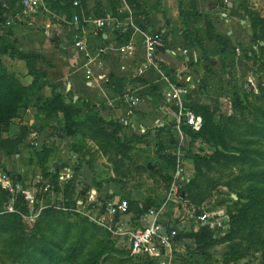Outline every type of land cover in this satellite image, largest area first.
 I'll use <instances>...</instances> for the list:
<instances>
[{"label":"trees","instance_id":"1","mask_svg":"<svg viewBox=\"0 0 264 264\" xmlns=\"http://www.w3.org/2000/svg\"><path fill=\"white\" fill-rule=\"evenodd\" d=\"M74 1L48 0V6L60 17L65 16L67 20H73L75 14L81 15L80 6H75ZM80 1L82 4L86 3V0ZM108 1L107 10H103V7L98 9L99 17L106 13H117L119 0ZM5 2L7 7H4L0 0V25L5 21L7 14H11L16 19L21 11L19 0H5ZM132 5L136 23L143 27L144 14L137 15L134 0ZM242 9L250 16L252 40L257 42L259 49V60L256 63L264 71V17L245 3ZM185 16L183 28L185 44L203 47L204 39L195 27L194 20L204 17L208 38L217 42L221 53L230 50L228 40L217 31L216 25L208 15L198 12L195 1H192L191 9ZM80 24H84L82 19ZM103 33L104 29H100L97 33L101 41L105 40ZM133 33V30L125 33L116 31L118 47L128 43ZM252 52L255 53L254 50ZM0 54L24 60L28 74L33 76L32 83L25 85L14 72H10L0 63L1 132H8L13 120L20 115L21 109L30 106L33 90L39 91L50 85L52 96L46 98L39 109L46 112L49 117L62 113V132L72 140L71 148H78V143L73 139L82 135L95 142L102 153L113 152L116 174L121 170L120 166L124 164V159L130 158L128 153L133 149V145L143 143L145 138H148L145 134L123 138L121 135V131L125 128L123 123L106 120L94 109L89 99L75 100L71 91L67 94L60 92L58 84L49 81L48 71L40 65V63H48L40 52L19 50L14 43H6L4 36L0 34ZM168 74L175 79L172 71L168 70ZM124 80L122 76L112 75L108 85L115 92L123 95L126 90ZM133 80L146 83L142 76L130 79ZM258 87L257 102L247 99V96L243 99L240 95H236L233 100L234 113L220 119L214 115L208 105L194 102L191 95L187 97L186 107L202 116L203 125L199 131L187 126L186 134L190 140L204 143L208 152L205 148H200L196 152L190 148L187 150L188 156L193 159L195 173L183 186L186 192L185 200L201 207L204 201L212 196V191L221 185L226 186L236 197L224 204L226 209L224 214L228 215V220H222V225L227 226L228 229L219 240H217V226L212 227L202 221L198 230H184L174 237V242L194 240L204 254L219 242L227 243V251L224 253V261L227 264H242L240 261L253 251L261 252L259 264H264V78ZM147 94L155 102L163 97L162 90L158 86L152 87ZM82 106L85 107L86 113L80 118L83 112ZM248 110L254 112L252 119H248L246 115ZM30 130L31 127L23 126L20 134L15 138L0 136V157L18 152L20 145L25 143L26 133ZM165 131L168 133V140L159 143L158 154L165 160L169 173L157 172L164 178L168 187L172 180L171 172L176 167V156L167 152L176 143L172 124L169 127L164 125L148 131V134L153 136L156 132V135H159L160 132ZM27 145L32 147L28 142ZM32 148L30 159L32 162L33 160L37 162L42 170V176L50 179L52 189L62 192L63 199L56 205L43 208L37 219L30 224L23 216L30 213L25 202V191L18 194L14 203L15 211H9L5 206L11 194L0 184V264H159L158 259L150 256L131 255L129 250L118 245V237L113 236L108 229L76 212L75 178L72 177L61 186L60 169L50 170L48 167L54 149L46 145ZM0 169L5 171V168ZM214 172L219 173L220 177H212L211 173ZM222 175L224 179H220ZM96 185L100 189V184L96 183ZM127 199L128 212L133 211L136 218H139L149 208L159 206L164 196L150 195L142 201ZM105 205L106 203L101 206L102 210ZM197 214L201 215L203 211L199 209Z\"/></svg>","mask_w":264,"mask_h":264},{"label":"rangeland","instance_id":"2","mask_svg":"<svg viewBox=\"0 0 264 264\" xmlns=\"http://www.w3.org/2000/svg\"><path fill=\"white\" fill-rule=\"evenodd\" d=\"M241 0L240 6L243 7V4L249 5L253 11H256L264 17V0ZM47 4V9H42L43 12L40 16L41 21L40 25H33L32 28L38 31H42V27H47V36L50 37V40L54 41L57 44L59 35H66V25L62 17L52 12L48 6V0H45ZM91 3L92 0H86V3ZM96 2V0H95ZM29 19V18H28ZM244 19H246L245 26H241L238 24L237 34L233 38H227L230 50L226 53H221L219 51V45L215 40L209 39L206 33V28L203 27L201 30V36L205 40V44L203 45L202 52H199V56L197 61L189 66V73L194 78V88H192L191 98L196 103L206 104L208 105L214 115L220 119V117H225L234 113L233 109V100L236 95H240L243 99H247L257 102L256 95H259V83L263 81L264 71L259 67L256 63L259 60V49L257 42L252 40L253 31L248 24H250V16L245 14ZM8 20H11V24H6ZM26 21H28L26 19ZM30 21V20H29ZM19 20L14 19L11 14H7L5 17V21L0 25V34L5 35L6 33L9 36H13L14 29L19 26ZM78 25V24H77ZM76 26V25H75ZM28 27V26H27ZM77 27V26H76ZM226 32L227 29L224 25L221 26ZM26 28H23L25 30ZM11 31V32H9ZM79 35H83L78 31ZM72 35V34H71ZM74 36V34H73ZM7 38V37H6ZM10 40V38H7ZM14 43V45L19 50L29 49V45L24 40H12L10 41ZM263 43V42H261ZM252 50L255 51L252 52ZM26 51V50H24ZM250 55V57H248ZM263 58H261L262 60ZM10 62V58L7 55H0V63L7 68V64ZM24 62V61H23ZM178 62L174 61V65ZM10 65V64H9ZM9 69V67L7 68ZM23 70L27 71V67L24 66ZM163 69V68H162ZM10 70V69H9ZM146 81V83H152V85H148V87L143 88L142 90H137V94L140 98L145 99L146 94L151 90L152 87L158 86L162 93L166 89L167 85H163L159 83V85L155 84L157 79H161V75L157 71H150L142 76ZM69 81L65 80V84L67 85ZM163 82V81H162ZM61 85V81H57ZM144 84V83H142ZM74 94V93H73ZM163 95V94H162ZM105 99L104 109H108L109 111L104 113L106 119L108 120H117L120 123H123V117L119 118V115H114L115 107H118L114 102H107ZM144 101V100H143ZM246 104V102H244ZM146 103L143 102V107ZM160 113V122L161 125L172 124L173 115L169 114L168 116H164L162 111L158 108L157 105L152 106ZM82 115L80 118L85 116L86 109L82 106ZM138 114L143 112L142 110H136ZM248 119H252L254 116V112L248 110L246 112ZM114 116V117H113ZM113 117V118H112ZM162 121V123H161ZM132 123H135L137 128L134 129L130 125H125L124 129L121 131V135L123 138H130L133 135L145 134L148 138H145V142L139 144H132L133 149L128 153L130 157L128 159H124V164L120 166L119 173L116 174L114 169V160H113V152L109 154L102 153L95 142L88 139L87 137H83L82 135H78L74 142L77 144V149L71 148L70 142L72 141L68 137L69 144H63V139L66 134L63 133L64 136H57V139L53 142L52 140H43L39 146H48L52 150L54 149V153L51 157V164L48 166L50 170L60 169V172L64 170L65 167L69 168L73 176L75 178V191L74 198L76 200H84L86 203H94L91 205L98 204V207H101L100 204L107 203L111 200L112 196H119L123 193V197H127L132 201H142L147 196H156L161 197L166 195L167 188L166 182L164 178H162L157 171H162L164 173L168 172V166L158 154L159 143L166 142L168 140V133L160 132L159 135L155 134L152 136L148 134V131L154 130L158 127V124H152L154 126L147 128L145 132H142L138 128V118L137 115L134 116L131 120ZM59 126H56L55 130H62V120L58 122ZM163 125V126H164ZM36 140L34 136L29 135V139L27 138V142L32 145V147H36L33 145V142ZM48 141V142H47ZM64 146V151L62 155L58 154L59 148ZM30 147V146H29ZM192 149L193 152L198 151L200 148H205V151L208 152L206 145L200 141L190 140L188 137L187 142L184 147V161L186 166L185 179L187 181L184 182L183 186L193 178L195 170H194V162L191 156H188V149ZM31 150L26 151L24 154V162L28 160V157L31 158ZM56 150V151H55ZM18 157L13 155L12 160L16 162L18 161ZM21 159V158H20ZM27 164V163H26ZM153 165V168H148V165ZM4 163H0V168H5V172L13 175L14 181H20L25 189L29 190L31 193H34L35 188L39 189V186H36V180L42 174H38L36 169L32 167H23L19 164H14L9 162V168ZM12 169V170H11ZM22 171L29 176L28 182H26V178L20 177V172ZM236 171V170H234ZM227 175V174H226ZM212 177H220V174L217 172L211 173ZM231 176V174L229 175ZM227 177V176H225ZM20 178V179H19ZM224 179L223 175L220 179ZM66 181L59 180V184L61 186L64 185ZM96 183L100 184V189H98ZM182 186V189H183ZM112 190V193H111ZM184 191V189H183ZM212 196L204 201L201 207L196 205H192L184 200L181 203H171L167 209V212L164 214V220L166 217L174 218L175 213L177 216L175 217L176 221H180L179 217L185 216V221L195 225L197 211L201 209L204 213L208 214V218L211 220L213 217V226H217L216 232L217 240L223 237L226 234L228 229L227 226L222 225V220H224V216H228L224 214V204L230 202L231 198H235L236 195L231 193L226 186H218L216 190L212 191ZM184 197L186 196V192L184 191ZM11 194V193H10ZM38 195V208L42 206L43 208L48 205L58 204L63 199L62 192H57L51 189L48 192H44L41 190H37ZM13 196L11 195L7 201L6 209L9 210L12 207ZM119 198V197H118ZM116 199V198H115ZM164 201V199H162ZM162 201V202H163ZM144 205H146L144 203ZM179 209V211H178ZM146 212V211H145ZM143 213V215L145 214ZM129 214V213H127ZM115 216L114 223L121 221L126 226V221L131 222L130 218L132 214ZM193 217H190V216ZM39 216V215H38ZM37 216V217H38ZM34 220L29 217H24L28 223H33ZM191 218V219H190ZM135 222V218L132 219ZM140 227H143L146 223L144 221L135 222ZM103 227V226H102ZM114 236V235H113ZM116 237V236H115ZM118 245L124 247L125 249L130 251V242L126 237H118ZM227 251V243H217L213 248L211 247L206 254L202 253L199 249V246L195 244L194 240L185 239L179 242L174 243L171 250V259L166 261L165 264H227L224 261V253ZM145 256V255H139ZM261 260V252L253 251L249 256L243 258L240 262L242 264H259ZM163 264V263H159Z\"/></svg>","mask_w":264,"mask_h":264},{"label":"crops","instance_id":"3","mask_svg":"<svg viewBox=\"0 0 264 264\" xmlns=\"http://www.w3.org/2000/svg\"><path fill=\"white\" fill-rule=\"evenodd\" d=\"M192 1H195L199 13L208 15L211 20H213L217 31L223 34L226 39L235 37L238 30V24L245 26L246 19H244V10L240 6L241 0H228L226 4L224 3V0H134L136 11H138L137 15L140 13L144 14L143 17L145 21L143 27L139 26L140 30H136L131 37L136 49V56L123 58L118 53L119 47L115 33L113 31L110 29L105 30L103 33L105 40L103 41H101L100 38H98V36L95 34V19L99 18L97 15L98 9L103 7V10H107L109 8V1L96 0L95 2V0H92V2L89 4L88 2L82 4L80 1V17H82L81 19L83 20L84 24L81 25L79 23L76 25L64 22V24L66 23L65 25L67 27V34L62 35V33L60 35L61 30H58V39H55L57 40V44L50 40V37L46 35V26L42 27V31L32 28L33 25L38 26L40 25V22H42L40 18V15L43 13L42 11L36 13L23 24L19 23L20 25L14 29L12 37L7 33L3 36L6 43H12L10 42L12 38L14 41L24 40L29 45V49L24 50L40 52L48 62L47 64L40 63V65L48 71L49 81L52 84H58L57 86L60 92L67 94L68 91H71L72 94L74 93L73 95L75 100L79 98L89 99L94 106V109L100 112V114L105 119L106 117L104 113L107 115V112L109 111V108L104 109V106H107L105 104V99H107L109 102L112 100L111 103L114 102L118 106L113 110L114 115H119V118L123 116L124 118L128 117L130 123L129 125L134 129H136L137 126L135 123H132L131 120L137 115L138 129L142 132H145L147 128L154 126L152 125L153 123L158 124L161 120L159 117L160 113L152 107L153 105H157L164 116H168L169 113L165 112V110L163 111L161 108L163 106L162 98H160L158 102H155L151 96L146 94V98H140L139 103L133 107H130V105H128L124 100V96L128 90L136 95L137 90H142L143 88L148 87V85H152V83L142 84L136 80L130 81V79H132L130 76L133 73L134 67L140 64L143 58V32L153 33L166 30L165 46L158 54V59L163 70L166 73H168V70L172 71V73H176L177 69L182 67L186 68V74L191 75L188 68L197 61L199 52H202L203 50V47L198 45H187L184 42L185 39L183 28L186 21L185 14L191 9ZM2 2L4 7H7V3L5 1ZM99 2L101 3L100 5ZM250 2L252 3L253 1L251 0ZM194 25L198 30L200 28L203 29V27L206 28L205 18H196L194 20ZM222 25L229 29H227L225 32L221 27ZM248 26H250V24H248ZM23 28L26 29L23 30ZM78 28L80 32L86 37L91 49V65L93 66L94 71L93 76L90 78L86 77V61L88 58L74 45L73 34L78 31ZM199 31L201 35V30ZM6 37L10 38V40ZM176 45L188 47V55L191 59L190 62L185 60V56L182 53L178 55H172L167 51H164V48L168 49L169 47ZM101 47L103 49L102 52L99 51ZM0 55L2 56L3 54ZM9 58L10 62L6 63L7 68L9 67L10 69L8 70L10 72H14L22 83L25 85H30L33 81V76L28 74V69L27 71L22 69L24 66H26L25 61L18 58H12L10 56ZM174 61H177L178 63L174 65ZM123 65L126 66L125 69L122 68ZM101 75H109V77L112 75L122 76L125 79L124 83L126 87L123 95L110 88L108 82L100 78ZM192 79L194 80L193 76ZM65 80L69 81L67 85H63L65 84ZM57 81H61V85L57 83ZM162 81V79H157L153 85H159V83L164 85L165 83ZM50 96H52V87L50 85H46L39 91L33 90V94L30 97V106L21 109L20 115L13 120L8 132L0 131V136L4 138H15L18 134H20L23 126L31 127V130L26 133V144L22 143L20 145V150L15 153V156L19 158L17 162L16 160H12L14 154L0 157V163H4L7 168H9V162L13 164L15 162L16 165L19 164L20 166L26 168L32 167L36 169L38 174H42V170L35 160L32 162L30 157H28V160L24 162V154H26V151H29L32 148L27 145V138L29 139V135L36 138V147L39 146L43 140L50 139L54 142L57 139V136H64L61 129L55 130L56 126H59L58 122L62 119V113L49 117L46 112L39 109L40 106H42L43 101ZM143 102L146 103L144 107ZM130 109L132 110L131 115L129 112ZM136 110H142L143 112L138 114ZM163 125L164 123L161 125L158 124V126ZM143 127L145 128V131H143ZM68 140V137L63 139V144L65 147L69 144ZM63 149L64 146L59 148V155H62L64 151ZM52 158L53 157L50 158V161ZM50 161L48 162V166L51 164ZM148 168H150L149 165ZM19 172L21 175L20 177H23L24 179L26 178V182H28L29 176H26V174L21 170ZM118 197H123V193L116 197L113 196L111 200H114L115 198L117 199ZM127 213L132 215L130 218L131 222L126 221V226L131 229L140 227L138 224H135V222L137 223L143 221L142 218H136V215L133 211H129ZM127 213L123 214L125 215V218L127 217ZM176 216L177 214L175 213L174 218L171 219V217H166V220H168L171 224L173 221H175ZM133 218H135V222L132 220ZM213 218L209 223L210 225L212 223V226ZM198 228L199 224L196 223L195 225H192L186 221L185 231H189L191 229L196 231Z\"/></svg>","mask_w":264,"mask_h":264},{"label":"built area","instance_id":"4","mask_svg":"<svg viewBox=\"0 0 264 264\" xmlns=\"http://www.w3.org/2000/svg\"><path fill=\"white\" fill-rule=\"evenodd\" d=\"M5 1V0H2ZM228 0H224L226 4ZM120 6L116 14L106 13L104 16L95 19V34L97 35L100 29H110L114 33H125L129 30H140L139 25L135 20V10L132 5V0H119ZM21 7L20 13L16 16L19 23L23 24L26 19L33 17L36 13L42 9H47L45 0H19ZM75 6H80V0L74 1ZM14 18V17H13ZM15 19V18H14ZM64 22L70 24H79L81 17L79 14H75L73 20H67L65 16L62 17ZM11 20H8L6 24H11ZM165 32L161 30L153 33L143 32V58L137 66L134 67L133 73L130 78L134 79L140 76H144L146 73L154 70L160 73L161 79L167 85L163 91V111L173 115L172 132L174 133L176 143L172 149H168L167 152L173 153L176 156V167L171 172L172 180L168 185L164 201L159 206H153L141 216L142 220L146 223L143 227L135 229L126 228L125 224L121 221L114 223V217L120 216L128 212L129 201L127 198L119 197L114 200H110L106 203L104 210L98 207V204L86 203L84 200L77 201L76 212L88 217L91 221L97 223L100 226L108 229L116 237L128 238L130 242L131 255H145L158 259L159 263L165 264L166 261L171 259V250L174 245V237L179 233L186 230L185 216L179 217L180 221H173L171 224L168 220H164V214L167 212L171 203H181L184 198L182 186L187 179H185L186 166L184 161V147L187 142L188 136L185 128L189 126L192 130L199 131L203 125L202 116L196 114L193 110L186 107L187 97L192 94V88H194V80L192 76L186 74V68H178L176 73L173 72L175 79L171 75L166 73L162 69V65L158 59L160 52L159 46H165ZM105 39V38H104ZM75 47L84 53L88 58L86 61V77L93 76V66L91 65V49L89 42L84 35H79L76 31L74 34ZM164 51L172 55H178L182 53L185 56L186 61H191L189 57V49L186 46H173L168 49L164 48ZM103 51L102 47L99 49ZM118 53L123 58H130L136 56L135 46L130 41L118 48ZM126 68L125 65L122 66ZM101 79L106 82L109 81V75H101ZM125 102L133 107L140 101L138 95H134L128 90L124 96ZM130 115L132 110L130 109ZM125 125H129L128 117L123 119ZM143 131L145 128L143 127ZM37 143L34 141L33 145ZM73 176L72 171L65 167L60 172L59 179L68 181ZM13 175L6 173L3 169H0V184L3 188L7 189L13 196L12 207L9 211H15L14 203L18 194L21 191H25V202L30 209L29 214H23L24 217H29L34 220L37 217L43 207L36 208L38 205L37 190L48 192L52 189L50 179H46L43 176H39L36 180V186L34 193L25 189L23 184L18 180H13ZM103 205V204H102ZM100 204V206H102ZM192 216V215H191ZM208 214L204 213L196 216V221L199 223L208 220ZM168 229V234L163 233L164 229ZM169 258V259H168Z\"/></svg>","mask_w":264,"mask_h":264},{"label":"water","instance_id":"5","mask_svg":"<svg viewBox=\"0 0 264 264\" xmlns=\"http://www.w3.org/2000/svg\"><path fill=\"white\" fill-rule=\"evenodd\" d=\"M158 48H159L160 50H163V47H161V46H159ZM149 167L152 168L153 165L149 164ZM183 193H184V192H183ZM225 211H226V209H224V213H225ZM224 220L227 221V220H228V216H224ZM205 223H208V224H209V223H210V219H208L206 222H204V224H205ZM163 233H164L165 235H167V234H168V229L165 228L164 231H163Z\"/></svg>","mask_w":264,"mask_h":264}]
</instances>
